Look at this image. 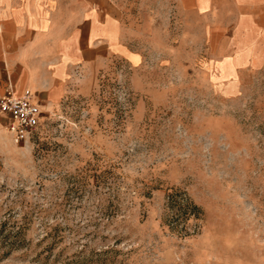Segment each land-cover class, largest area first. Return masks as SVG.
<instances>
[{
    "label": "rangeland",
    "instance_id": "374dc122",
    "mask_svg": "<svg viewBox=\"0 0 264 264\" xmlns=\"http://www.w3.org/2000/svg\"><path fill=\"white\" fill-rule=\"evenodd\" d=\"M119 1L28 142L0 118V264H264V55L231 0Z\"/></svg>",
    "mask_w": 264,
    "mask_h": 264
},
{
    "label": "crops",
    "instance_id": "0c3cea01",
    "mask_svg": "<svg viewBox=\"0 0 264 264\" xmlns=\"http://www.w3.org/2000/svg\"><path fill=\"white\" fill-rule=\"evenodd\" d=\"M203 8L207 0H197ZM119 0H0V96L59 87L63 72L120 48ZM236 55H264V0H231ZM228 67H230L228 65ZM34 89V90H33Z\"/></svg>",
    "mask_w": 264,
    "mask_h": 264
},
{
    "label": "built area",
    "instance_id": "2783aa9c",
    "mask_svg": "<svg viewBox=\"0 0 264 264\" xmlns=\"http://www.w3.org/2000/svg\"><path fill=\"white\" fill-rule=\"evenodd\" d=\"M37 94L26 89L17 94L12 84L0 96L1 126L12 135L16 144L28 142L42 116Z\"/></svg>",
    "mask_w": 264,
    "mask_h": 264
}]
</instances>
